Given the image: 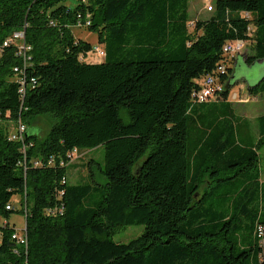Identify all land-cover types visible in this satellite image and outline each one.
<instances>
[{
    "label": "trees",
    "instance_id": "obj_1",
    "mask_svg": "<svg viewBox=\"0 0 264 264\" xmlns=\"http://www.w3.org/2000/svg\"><path fill=\"white\" fill-rule=\"evenodd\" d=\"M88 15L101 61L82 58L94 45L73 32ZM192 21L189 0H0V46L23 32L31 47L24 97L18 44L0 54V264H264V113H237L224 54L245 39L246 63L264 60V0H215ZM208 74L228 81L198 102ZM248 91L264 94V79ZM43 114L45 139L29 127L10 139L11 122ZM101 145L106 182L71 184L69 153ZM15 212L27 245L13 237ZM130 225L143 233L112 238Z\"/></svg>",
    "mask_w": 264,
    "mask_h": 264
},
{
    "label": "rangeland",
    "instance_id": "obj_2",
    "mask_svg": "<svg viewBox=\"0 0 264 264\" xmlns=\"http://www.w3.org/2000/svg\"><path fill=\"white\" fill-rule=\"evenodd\" d=\"M213 7L215 0H212ZM68 5L73 7L76 5L77 0H67ZM213 11H208L207 2L205 0H189V13L191 20L207 18ZM74 34L85 41L91 42L93 45H99L97 33L89 30L84 26H74ZM252 54V47L250 43L246 48L231 57H229V67L232 69L229 73V79L233 80V86L230 92V100L234 102V106L239 115L255 120L257 116L264 113V94L253 96L249 93V85L257 83L264 75V60L255 62L252 65L246 63L248 55ZM97 60L96 58H91ZM228 81V80H227ZM224 87L226 86V83ZM125 121H128V116L124 112ZM53 119L50 115L43 114L32 119L31 124H26L33 133H35L40 140H43L48 135L52 127ZM10 128L13 131L16 128L15 122L10 123ZM80 158L72 163H77V166H72L69 169L68 179L71 184H79L89 181L93 175L99 183H105L106 179L101 175L99 164H104L105 147L103 145L93 149H87L80 152ZM264 157V151H261ZM92 161L90 167L89 162ZM84 162V163H83ZM262 180L264 181V158H262ZM12 206L21 208V197L14 196ZM10 221L15 224V227L22 233L26 225L25 216L19 212L12 214ZM0 223L3 220L0 219ZM144 231L143 225H130L120 227L117 232L112 235V238L117 242H129L130 240L138 237Z\"/></svg>",
    "mask_w": 264,
    "mask_h": 264
},
{
    "label": "built area",
    "instance_id": "obj_3",
    "mask_svg": "<svg viewBox=\"0 0 264 264\" xmlns=\"http://www.w3.org/2000/svg\"><path fill=\"white\" fill-rule=\"evenodd\" d=\"M207 2V9L208 11H213V2L212 0H205ZM245 15H249L246 13ZM194 21L191 22L193 24ZM91 24L90 16H87L85 24H83L85 27L89 26ZM18 44V51L19 55L23 58V65L22 66H16L14 68V71L19 75L21 80V88L20 92L23 94V97L26 93V81H27V72H26V66L29 64L31 56L29 55V50L31 49L30 46H28L25 42V35L23 32H17L14 33L13 36L9 37L7 40L3 42V44L0 46V54L2 53L3 49L7 46H9L12 43ZM249 44V42L245 39H236L234 41H229L224 45V54L228 57H231L232 55L244 50L246 46ZM96 58L97 60L91 59ZM106 57V51L101 45H94L90 52L86 56H82V58L86 61L90 62H96L101 61L105 59ZM219 70L221 72H225L226 67L225 65H220ZM32 83H36L35 78H31ZM224 89V84L219 80V77L216 75L208 74L206 75L202 82H201V88L199 91L195 93V99L198 102H208L212 100H216L219 97L220 92H222ZM27 132V125L21 120H18L16 128L11 132L10 139L11 140H20L25 141ZM25 145H24V152H25ZM70 162L72 163L76 159L80 158L81 153L78 150V148H75L72 153H69ZM48 164H54L55 158L50 157L47 160ZM43 163V160L37 159L35 161V165H41ZM26 231V225L23 229V232H16L13 237L17 240L18 243L27 245V235L25 233ZM258 233L260 237V244L262 248L264 249V226H259Z\"/></svg>",
    "mask_w": 264,
    "mask_h": 264
},
{
    "label": "water",
    "instance_id": "obj_4",
    "mask_svg": "<svg viewBox=\"0 0 264 264\" xmlns=\"http://www.w3.org/2000/svg\"><path fill=\"white\" fill-rule=\"evenodd\" d=\"M233 77H235V76H233ZM262 79H264V75L260 78L259 82H260Z\"/></svg>",
    "mask_w": 264,
    "mask_h": 264
},
{
    "label": "crops",
    "instance_id": "obj_5",
    "mask_svg": "<svg viewBox=\"0 0 264 264\" xmlns=\"http://www.w3.org/2000/svg\"><path fill=\"white\" fill-rule=\"evenodd\" d=\"M84 163V162H83Z\"/></svg>",
    "mask_w": 264,
    "mask_h": 264
}]
</instances>
